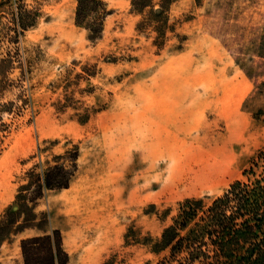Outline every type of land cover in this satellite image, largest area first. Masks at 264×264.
I'll use <instances>...</instances> for the list:
<instances>
[{
    "label": "rangeland",
    "instance_id": "rangeland-1",
    "mask_svg": "<svg viewBox=\"0 0 264 264\" xmlns=\"http://www.w3.org/2000/svg\"><path fill=\"white\" fill-rule=\"evenodd\" d=\"M100 1L90 39L77 0H0V222L30 172L77 154L0 264L54 230L68 264H158L180 205L209 206L264 150V0Z\"/></svg>",
    "mask_w": 264,
    "mask_h": 264
},
{
    "label": "trees",
    "instance_id": "trees-1",
    "mask_svg": "<svg viewBox=\"0 0 264 264\" xmlns=\"http://www.w3.org/2000/svg\"><path fill=\"white\" fill-rule=\"evenodd\" d=\"M172 0H162V16ZM146 0H132V5L142 13ZM100 0H77L76 23H85L95 14V27L90 39L100 34V21L105 10ZM99 21V22H98ZM92 24L90 25V27ZM161 34V31H157ZM76 152L55 156V163L42 174L29 173V180L20 186L16 197V210L7 208L0 222V246L12 234L30 228L35 214L30 203L43 196L44 190H60L69 186L76 167ZM65 159L69 166L59 163ZM255 168L261 169L256 173ZM246 181L236 180L227 191L203 207L201 200H186L179 207L171 225L153 245L154 252L168 250L158 264H264V150L244 172ZM20 250L23 264H68L60 232L36 235L22 239Z\"/></svg>",
    "mask_w": 264,
    "mask_h": 264
}]
</instances>
